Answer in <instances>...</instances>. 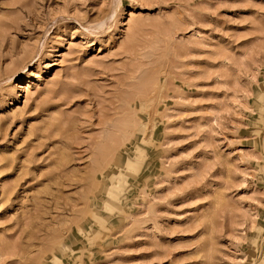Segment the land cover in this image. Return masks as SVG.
I'll return each mask as SVG.
<instances>
[{
    "label": "rangeland",
    "instance_id": "374dc122",
    "mask_svg": "<svg viewBox=\"0 0 264 264\" xmlns=\"http://www.w3.org/2000/svg\"><path fill=\"white\" fill-rule=\"evenodd\" d=\"M0 264H264V0H0Z\"/></svg>",
    "mask_w": 264,
    "mask_h": 264
},
{
    "label": "bare ground",
    "instance_id": "6f19581e",
    "mask_svg": "<svg viewBox=\"0 0 264 264\" xmlns=\"http://www.w3.org/2000/svg\"><path fill=\"white\" fill-rule=\"evenodd\" d=\"M140 155V154H139ZM139 157V156H138ZM138 160V159H137ZM129 165V164H128ZM136 165V164H135ZM129 167V166H128ZM116 188V187H115ZM115 196H116V194H115Z\"/></svg>",
    "mask_w": 264,
    "mask_h": 264
}]
</instances>
